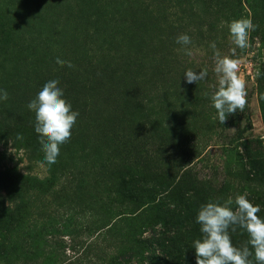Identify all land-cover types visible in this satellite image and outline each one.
Masks as SVG:
<instances>
[{
	"label": "trees",
	"instance_id": "16d2710c",
	"mask_svg": "<svg viewBox=\"0 0 264 264\" xmlns=\"http://www.w3.org/2000/svg\"><path fill=\"white\" fill-rule=\"evenodd\" d=\"M26 1L0 0V20H9L5 28L0 25V88L9 94L8 100L0 102V146L12 144L15 149L26 151L31 161L44 155L40 144L28 142L30 138L37 141L39 138L34 131L35 113L27 104L48 79L57 77L66 99L79 112L72 136L61 146L59 157L61 161L75 163V159L64 158L70 157L66 151L68 144L74 145L85 137L92 140L89 158L76 162L82 167L73 171L97 179L105 188L94 192L77 187L78 196L70 197L73 207L70 211L82 209L96 220L90 229L94 239L86 249L88 252L90 249L89 254L95 259L93 264L116 263L110 254L103 259L98 246L102 242L112 241L119 246V251L138 243L132 237L137 224L150 213L147 210L158 218L151 226L160 228L168 239V246L164 245L165 256L178 250V245L179 251L185 247L182 241L178 243L184 235H192L193 240L201 235L195 218L199 206L210 199L223 203L225 198L234 199L246 193L260 206L258 215L264 216V165L256 167L248 153L227 149L228 157L222 165L225 178L220 185L219 174L201 179L194 168V162L204 158L213 146L219 129L229 128L241 112L229 116L235 117L229 123L227 119L221 124L211 100L203 98L199 107H189L195 98H189L184 91L197 85L205 95L202 81L187 84L185 78L176 73L174 78L171 72L170 75L154 72L149 78L127 69L119 72L120 67L130 62L115 54L91 61L106 45L113 47L115 34L106 33L105 28L110 29L111 21L117 17L124 16L132 22L138 19L142 23L140 35L144 36L142 42L148 50L152 35H179V28L189 35L195 20H198L195 28L204 25L194 36L202 39L203 45L215 41L220 46L221 38L230 35L228 23L232 20L250 17L264 23V0L263 3L260 0H186L184 4L180 0H36L42 10L34 14ZM101 6L108 13L109 20L105 17V22ZM208 20L212 23L206 28ZM57 57L70 58L72 67L57 63ZM150 85H154L152 94L146 92ZM182 88L184 91L180 94ZM167 93L172 95L167 97ZM259 93L264 111V92ZM179 125L184 129L182 136H179ZM150 143L156 145L158 153L150 158L154 160L147 162L145 147ZM187 148L193 150L179 157V151ZM122 153L131 155L130 160L121 158ZM168 157L179 159L171 161L170 169L164 170L160 166L168 162ZM115 158L120 161L116 162ZM140 160L145 161L142 170L135 167L141 164ZM1 163L0 158V264H10L11 257L14 262L17 260L16 253L25 254L20 251V245H30L36 236L24 229H17L20 234L15 230L8 232L5 227L8 220H14L20 207H6L5 201L14 190L17 192L25 185L27 178L16 171H4ZM154 165L159 169H149ZM107 182L113 188H106ZM85 195L89 201L84 203ZM18 236L23 239L20 243ZM247 239V233L241 229L232 234L237 246L245 244ZM170 241L176 248L171 249ZM187 251L188 247L181 252ZM192 259L196 261L195 250ZM121 260L124 259H118L117 264H122ZM164 262L170 263L166 257Z\"/></svg>",
	"mask_w": 264,
	"mask_h": 264
},
{
	"label": "rangeland",
	"instance_id": "374dc122",
	"mask_svg": "<svg viewBox=\"0 0 264 264\" xmlns=\"http://www.w3.org/2000/svg\"><path fill=\"white\" fill-rule=\"evenodd\" d=\"M184 1L186 0H180L182 4L185 3ZM262 1L260 0V2ZM26 3L33 8V14L38 9L42 10V6H39L36 0H27ZM102 9L103 7L101 6L100 12L105 22V17L107 18L108 13L107 11L103 12ZM252 20L256 28L249 34L247 48L242 50L236 47L232 43L229 34L221 38L220 46L217 45V50L221 55L238 59L239 74L247 84V104L244 111L239 115L240 117H238L234 124H230L229 128L219 129L218 135L213 140V146L209 149L208 153L204 155V158L194 162V168L201 179H206L210 176L215 178V175L219 174V185L223 183L225 178L222 165L225 158L228 157L226 154L228 148L248 153L250 158L255 162L254 165L256 167L264 165V111L259 93L260 91L264 92V78L260 80L261 76H256L257 70L261 73L264 72V23L260 22V19ZM197 21L195 20L196 23ZM8 22L7 18L2 19L0 20V25L6 27V23ZM195 22L190 27L191 32L189 36L192 37L190 45L183 46L176 42L177 37L183 34L179 28V35H175L176 33L169 34V37L166 33L163 35H152V43H150V50H148L147 45L142 42V40H145L144 36L141 37L140 35L143 33L142 29L140 30L142 23L138 19L132 22L127 17H117L114 22L111 21L112 25L110 24V29L105 28L106 33L111 31L112 35L115 34L116 41L112 42L113 47L106 45L105 49H103L104 51L94 54L91 61L103 58L102 55L115 54V57L130 62L127 63L128 66L120 67L119 70L121 71L119 72H124L127 69V72H133L135 75L142 73L139 75L140 77L143 74L148 77V75L154 72H167L170 75L169 72H171L172 77L177 78L176 74H178L180 78L184 79V73L188 69L197 72L206 69L208 76L202 81L206 87L205 95L197 85H193V87L185 91L183 88L179 89L180 94L184 91V93L187 92L189 98H195L191 100L189 107L197 108L204 101L203 98H207V101H210L211 95L218 86V78L214 71L215 59L213 50L209 46L210 44L204 42L203 45V40L194 36L204 24L198 25L195 28ZM211 23L212 20L206 21V28ZM103 25L105 27V23ZM185 47L191 49L192 55L186 54ZM233 49H235L234 53ZM68 60L70 58L64 59L66 62ZM171 76L170 78H172ZM153 86L150 85L146 92L152 94L154 91ZM162 93H165V91ZM156 94L157 92L154 93V95ZM167 95L169 97L172 94L167 93ZM232 117L228 118V123ZM183 132L184 129L179 125V136H182ZM27 135L31 136V134ZM28 142L32 145L40 144V141L33 138L28 139ZM92 146V140L86 137L83 140H77L74 145L68 144L66 151L70 157L64 156V158L66 160L75 159V163L72 161H61V157H58L57 160L59 161L51 165L42 163L43 155H41L40 159L31 161L26 151H19L12 144H9L8 147L0 146L2 169L4 171H16L19 175L27 178L25 185L20 187L17 192L14 190L10 198L5 201L6 207L15 208V205L20 206L16 210L14 220H8L5 227L10 230L8 232L15 230V233H19L17 229H24V231H28L36 236L34 239H31V246L26 245V243L20 245L23 248H20V251L25 254L16 253L17 260L14 262V258L11 257L10 264H93L95 262L92 254H89L91 252L90 249L89 252L86 249H88V244L94 239L95 235L90 232V229L96 220L94 218L91 219L88 214L82 212V209L70 211L71 209L73 210V207L70 206V197L73 194L78 196V188L85 187L94 192L105 189L101 187L103 183L97 179L91 178L88 175L85 176L84 174L80 176L73 171L82 167L76 162H84L83 159L89 158ZM156 150L157 147L153 143L145 147L148 155L147 162L154 160H150V158H153L158 153ZM192 150V148H187L179 151V157ZM130 156L128 154L127 156L123 153L121 154V158H128V160H130ZM179 157H168V162L160 167L164 170H169L171 161H176ZM117 161L120 160L117 159ZM139 162L141 164H137L135 167L142 170V168H145L142 164L145 161L140 160ZM161 164L162 160L160 161ZM136 168H134V171L137 172ZM216 168L217 170L215 171ZM149 169L156 171L159 167L154 165ZM108 187L113 188V186L107 185L106 188ZM90 194H93V192ZM86 196L83 198L84 203L85 201H89ZM227 200L225 198L223 202ZM147 211L150 213H146L141 222L137 224L138 228L136 227L134 236L132 237V240L138 243L127 245L128 247H123V251H119V246L112 241L102 242L98 246L103 252V259H105L106 255L110 254L112 260L116 261L115 264H117L118 259H124L121 260L122 264H167L164 262L165 257L168 258L169 264L196 263L192 259L195 250L191 247L193 241L192 235H184V238L182 237L181 240H178V243L182 241L185 244L184 248L179 251L178 245V250L175 249L173 252L171 251L170 256H165L164 252L166 249L164 245L168 246V239H165L163 236L164 232L161 233L160 228H157L156 225L151 226L154 221L158 222V218L151 210ZM92 216L98 218L95 215ZM14 221L15 225L13 224ZM16 239L19 243L23 240L21 236H18ZM171 244V249L173 247L176 248L174 243L171 242ZM186 247H188V251L182 253L181 251Z\"/></svg>",
	"mask_w": 264,
	"mask_h": 264
},
{
	"label": "clouds",
	"instance_id": "9594fccd",
	"mask_svg": "<svg viewBox=\"0 0 264 264\" xmlns=\"http://www.w3.org/2000/svg\"><path fill=\"white\" fill-rule=\"evenodd\" d=\"M256 28L251 18H240L228 23L232 43L239 49L248 47L249 34ZM176 42L183 46L192 43L188 34L177 37ZM213 50L218 86L210 97L211 107L216 110V118L224 124L229 116L243 112L247 104V84L239 74V61L231 56L221 55L216 42L210 43ZM187 55L191 49L185 47ZM235 49H233V53ZM59 64L66 62L57 57ZM208 76L206 69L199 72L188 69L184 73L185 82L193 84L204 81ZM256 76L261 72L257 70ZM9 94L0 88V102L6 101ZM27 108L35 113L34 131L38 135L43 150V161L48 165L56 163L61 146L72 136L79 112L65 97L64 89L57 77L48 79L27 104ZM261 208L254 204L247 194L236 195L221 203L209 200L202 203L195 218L200 226V236L192 241L195 249L196 264H264V216L258 215ZM238 229L247 233V242L242 246L233 243L232 234Z\"/></svg>",
	"mask_w": 264,
	"mask_h": 264
}]
</instances>
